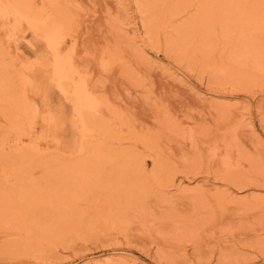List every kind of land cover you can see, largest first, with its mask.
<instances>
[{
	"label": "rangeland",
	"instance_id": "obj_1",
	"mask_svg": "<svg viewBox=\"0 0 264 264\" xmlns=\"http://www.w3.org/2000/svg\"><path fill=\"white\" fill-rule=\"evenodd\" d=\"M62 1L68 5L65 21L53 13L49 17L51 10L41 0L32 2L37 18L20 14L10 0H0V55L20 79L28 80L36 98L34 112L16 118L18 128L29 130V136L22 132L20 142L15 138L18 123L0 114V136L9 135L4 152L10 155L14 142L28 151L34 140L49 157L78 158L74 149L89 136L75 107L82 96L97 98L115 120L118 135L144 131L155 138L153 154L147 155L139 143L131 148L146 161L148 197L138 213L149 222L137 214L108 216L105 225L94 223L95 228L61 239L52 231L40 243L35 236L25 239L23 248L6 243L20 235L0 231V264H88L102 256H123L132 264H264V74L256 84L216 86L212 75L226 73L223 55L213 56L205 69L201 56L184 60L177 42L164 41L171 36L163 31L154 42L134 0H124L129 16L117 0ZM132 34L146 57L133 51ZM60 62L66 64L65 87L57 75ZM154 153L157 164L151 160ZM1 163L4 187L8 165ZM170 180L195 191L180 195ZM78 206L87 211L84 203Z\"/></svg>",
	"mask_w": 264,
	"mask_h": 264
},
{
	"label": "bare ground",
	"instance_id": "obj_2",
	"mask_svg": "<svg viewBox=\"0 0 264 264\" xmlns=\"http://www.w3.org/2000/svg\"><path fill=\"white\" fill-rule=\"evenodd\" d=\"M41 1H44L51 10L49 12L51 16L48 15L49 17H52L53 13L61 21L66 20L68 5L65 1ZM117 1L118 5L124 7L127 16L131 15V12H129L131 8L127 6L128 3L125 4L124 0ZM32 2L34 0H10V3L20 14H27L37 18ZM64 3L66 4L64 5ZM132 5H136L137 11L142 15L143 26L147 29V35H150L156 43L160 31H163V35L173 37L172 39L166 38L167 41L166 39L164 41L167 44L168 42H177L176 46L181 49L183 53L181 56L184 57V60L188 61L201 56L203 61L200 62L206 69L207 64H210L208 60L212 61L213 59L211 58L213 56L218 55L217 57L221 58L220 55H223L221 62L226 68V73L224 72L225 74L220 75L218 72H214L216 74L213 73L214 76L212 75L211 79L214 80L213 82L216 86L249 85L256 84L261 80V76L264 74V0H134ZM60 26L58 27L63 32V28ZM56 36V41L62 36L59 35V29L56 32ZM131 36L133 51L140 52V54L136 53V55L146 57L147 54L136 44L137 35L132 34ZM41 40L43 41L40 38ZM56 41L52 46L56 45ZM51 42L53 41L51 40ZM57 42V45L61 44V41ZM2 56L3 54L0 55V114L6 120H10L9 122L18 123L15 126L18 137L15 138H17L16 141L20 142L22 141V132L24 135L26 133L28 135L29 130L26 132L25 129V133L22 130L23 128H18L21 124L16 118L27 116L34 112L35 93L28 80L20 79L21 76L19 77L17 71L11 69V63L6 62V58ZM202 58L200 59L202 60ZM72 59L71 57L70 60L72 61ZM219 60L218 63H220ZM49 61L51 62V60H47L46 64ZM52 63L54 66V62ZM64 65L66 66V64ZM64 65L61 62L58 63V74L56 73L63 80L62 84L66 78L67 71ZM171 75H174L181 82L184 81L174 73H171ZM64 87L60 88L61 92L65 91ZM74 89H76L75 86ZM77 91L76 94H79ZM75 97L77 98L78 96L75 95ZM90 98L82 96L81 103L80 105L78 104L79 107L76 108L77 104L75 107L77 120L83 124L84 132L89 136L87 138L85 134L86 138L82 141L80 140L81 142L78 141V144L76 143L77 140L75 141L77 145L76 147L74 146V150H77V154L74 152L79 155L76 159L67 160V155H64V159H66L64 160L59 156L49 157L46 154H42L36 147L37 144L34 140H31L27 146L29 152L26 150L27 148H23L24 145L17 146L18 143L14 142L15 148L10 145L13 148L10 147L12 151H10L11 153L8 152L10 155H7V153L5 154V149L9 143L6 138L9 135L6 138L3 136L5 139L0 136V163L6 161L7 164L3 166L8 165V170L4 176L7 184L5 183L4 187H0V228H3L0 231L3 233L4 230H7V232L12 230L14 234L21 236L20 239L14 242H6L8 245L23 248L26 243L21 242L33 236L36 238L35 241L40 243L45 240L44 237L48 234V231H52L55 236L61 239V237L69 233H82L88 227L95 228L94 223H96L97 227L99 226L98 222L105 225L108 222V216L114 218L126 213L134 214L133 216L135 217V214H137V216H140L138 218H141L143 222H149L138 213L143 208L140 207L139 209L140 203L145 202L148 197L146 187L149 174L144 173L146 161L134 153L131 148L137 147L138 143L142 144L148 151L147 155H149L150 151L154 152L155 150V138L145 134L144 131L141 134L138 131L134 134L131 132L132 135L130 134L131 136L128 135V137L123 134L124 136L121 137L122 134L121 136L117 134L119 130L116 132L115 120L111 118L109 111L104 109L105 105L96 97V99ZM47 111L45 110V112ZM244 113L248 115V113ZM121 117L118 118L121 119ZM248 125L253 130L251 121L248 122ZM114 126L116 127L113 128ZM1 127L3 128L4 126ZM4 128H6V125ZM24 128H27V126ZM124 144H130V146L124 148L126 146L123 147ZM30 150H33V155H29V153L31 154ZM69 153L71 154V152ZM151 160L153 164L158 163L156 154L152 155ZM227 162H224L226 166L228 165ZM171 183L175 188L174 190L180 195L195 191L193 187L192 189L188 185L175 183L173 180ZM238 201L235 203L236 205ZM82 203L87 206V211L77 209L78 205ZM86 219H91L92 222H89L88 225ZM129 259L123 256H102L91 263L88 262V264H132Z\"/></svg>",
	"mask_w": 264,
	"mask_h": 264
}]
</instances>
